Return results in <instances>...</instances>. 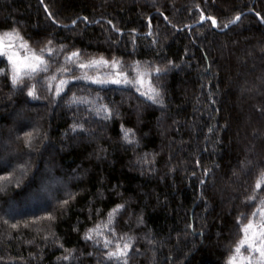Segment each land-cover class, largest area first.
I'll use <instances>...</instances> for the list:
<instances>
[{"label":"trees","instance_id":"obj_1","mask_svg":"<svg viewBox=\"0 0 264 264\" xmlns=\"http://www.w3.org/2000/svg\"><path fill=\"white\" fill-rule=\"evenodd\" d=\"M201 12L219 27L189 29ZM236 15V25L218 32ZM257 16L264 0H0V32L17 28L37 49L52 39L86 57L178 65L157 81L163 107L123 86L83 81L56 99L41 81L31 99L0 76V177H12L0 180V264H107L81 237L99 219L96 209L104 216L120 203L117 230L135 238L128 264H225L240 235L236 217L251 212L243 201L264 169ZM73 93L102 97L115 115L106 121L69 108ZM121 125L137 144L124 143ZM48 214L54 222L38 219ZM65 248L74 259H61Z\"/></svg>","mask_w":264,"mask_h":264},{"label":"snow or ice","instance_id":"obj_2","mask_svg":"<svg viewBox=\"0 0 264 264\" xmlns=\"http://www.w3.org/2000/svg\"><path fill=\"white\" fill-rule=\"evenodd\" d=\"M196 7L199 10V6ZM45 12H48L47 7H45ZM49 18L52 19L53 24L59 26L58 21L52 18L50 13ZM205 20L210 21L213 28L219 27L215 17L205 16L201 12L200 22L203 23ZM239 20L240 16L236 15L223 22V28H228L229 25L235 24ZM262 22H264V18H262ZM75 23L76 21H73V25ZM109 23L111 22L109 21ZM113 31L118 32L119 30L113 27ZM5 61V66L0 67V76H7L14 90L23 91L26 89V95L31 99L39 98L37 83L41 81L47 91L52 94L53 99L63 98L65 89L72 81H83L85 84L100 87L116 85L132 89L144 101L160 107L164 106L163 92L157 81L172 68L178 67L172 61L161 66L150 61L135 60L126 64L117 57L108 59L102 55L86 57L79 49L67 50L65 45H60L59 48L54 47L52 39H48L42 47L37 49L17 28L0 32V63ZM100 69H104V71L101 72ZM102 100L103 98L99 96L89 98L86 95L73 93L65 103L69 108L82 107L97 119L107 121L112 119L115 112ZM72 129L73 131H86L82 123H74ZM121 134L125 144L135 145L138 143L135 132L131 128L121 125ZM32 139L33 133H26L25 145L30 147ZM142 163L148 165L151 164V161L145 156L142 158ZM250 163V161L242 162L241 168H246ZM197 166H199V162H197ZM209 172L210 169H206L203 174L207 176ZM11 179V176L0 177V180H6L9 183ZM200 182L205 183L204 180ZM17 184H19V180H17ZM3 190L4 187L0 185V191ZM73 198L70 195L69 199L61 202V207L68 205L69 200ZM243 203L251 206V212L241 213L236 217L240 235L226 257L225 264H264V169L259 171L255 183ZM125 210L124 203L117 204L104 216H101L100 210L96 209L99 219L94 222L92 227L87 228L81 237L94 249L102 251L107 264H128L135 238L127 233L121 234L117 230L118 217ZM38 219H45L52 223L55 221V216L48 214L46 217ZM142 222V218L138 217L137 223ZM12 227L15 228L16 225H12ZM51 235L55 236L54 233ZM44 238L48 239L47 236ZM55 242L58 246L63 247L62 244H59V238H56ZM149 243L152 241L150 240ZM136 251L139 252V249ZM64 252L66 254L61 257L64 261L75 258L73 255L75 249L65 248ZM91 254L89 253V255Z\"/></svg>","mask_w":264,"mask_h":264},{"label":"water","instance_id":"obj_3","mask_svg":"<svg viewBox=\"0 0 264 264\" xmlns=\"http://www.w3.org/2000/svg\"><path fill=\"white\" fill-rule=\"evenodd\" d=\"M245 14H248V13H245ZM239 16H240V19H241L243 15H239ZM257 19L259 20L260 24L264 26V22H262V20L258 16H257ZM205 22H210V21L205 20L203 23H205ZM238 22H236L235 24H231V25H229L228 28H225L224 30H220L218 32H224V31L228 30L229 28H231L232 26L236 25ZM203 23H201L200 20H199L196 24L190 26L189 29L194 28V27H198L199 25H201ZM213 29H217V28H213Z\"/></svg>","mask_w":264,"mask_h":264}]
</instances>
